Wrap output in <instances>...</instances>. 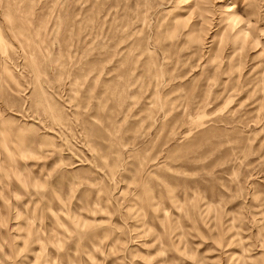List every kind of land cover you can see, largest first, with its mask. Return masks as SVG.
<instances>
[{
    "label": "rangeland",
    "instance_id": "rangeland-1",
    "mask_svg": "<svg viewBox=\"0 0 264 264\" xmlns=\"http://www.w3.org/2000/svg\"><path fill=\"white\" fill-rule=\"evenodd\" d=\"M0 264H264V0H0Z\"/></svg>",
    "mask_w": 264,
    "mask_h": 264
}]
</instances>
